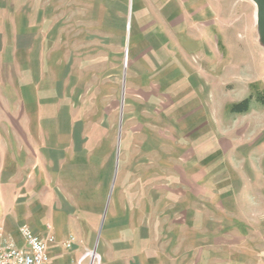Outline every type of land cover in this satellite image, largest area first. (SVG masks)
Masks as SVG:
<instances>
[{
  "label": "crops",
  "instance_id": "0c3cea01",
  "mask_svg": "<svg viewBox=\"0 0 264 264\" xmlns=\"http://www.w3.org/2000/svg\"><path fill=\"white\" fill-rule=\"evenodd\" d=\"M206 4L129 1L124 40L130 60L118 100H153L162 85L182 72L188 73L189 85L200 82L199 66L190 77L194 65L182 48L179 53L169 44L180 43L178 32L184 26L200 22L177 14L205 10ZM28 8L0 18V223L5 234L18 247L25 246L22 224L44 241L53 235L47 242L50 264H76L89 248L96 249L101 264H264V230L255 240L237 220L225 227L217 193L205 202L214 209L191 208L193 199L207 201L206 193L201 197L190 184L192 172L206 170L203 145L197 151L188 144L160 151L152 143L159 138L152 130L147 131L149 144L121 145L118 129L112 149L109 130L95 127L94 106L89 113L80 100L115 98L109 92L95 96L93 82L81 84L83 67L64 59L63 33L47 32L46 25L40 32L43 26L31 19ZM105 38L110 41L109 29L103 42ZM109 56L103 49L102 66ZM95 67L85 69L93 75ZM135 133L144 135L143 130ZM170 159L179 162L182 172H166L162 184L167 189L160 194V165L174 166ZM203 179L193 177L199 185L207 183ZM175 184L182 185L181 191L170 188ZM69 235L75 239L66 248Z\"/></svg>",
  "mask_w": 264,
  "mask_h": 264
},
{
  "label": "rangeland",
  "instance_id": "374dc122",
  "mask_svg": "<svg viewBox=\"0 0 264 264\" xmlns=\"http://www.w3.org/2000/svg\"><path fill=\"white\" fill-rule=\"evenodd\" d=\"M129 1L0 0V18L11 11L17 14L28 5L31 19L43 26L38 28L40 32H45L46 25L47 32L63 33V44L68 50L64 59L83 67L79 74L81 84L90 87L93 82L95 96L109 92L115 98L80 100L84 106L88 105L89 113L94 106L95 127L109 130L112 149L118 129L121 145L136 141L149 144L147 134L151 130L159 137L152 143L160 151L172 152L171 146L175 144H188L191 150L197 151L195 147L203 145L206 170L192 172L190 184L192 191L201 197L205 192L207 201L193 199L191 208L214 209L205 202L213 200L217 193L222 198L219 203H222L223 225L226 227L237 220L244 231L254 234L255 240L260 239L264 230V103L261 101L264 99V28L258 22L254 1L207 0L205 10H181L177 18L200 22L184 26L178 32L180 43L171 42L169 47L179 53L182 48L184 58L194 65L190 77L201 69L200 82L189 85L188 73L182 72L162 85L153 100H118L120 78L130 60L124 40ZM201 11L206 14H199ZM131 26L135 31V17ZM107 29L110 41L105 38L103 42ZM103 49L110 53L105 66L101 60ZM94 64L93 76L85 68L88 65V70H92ZM109 82L110 90L107 89ZM246 97L249 98L246 111L230 110L233 103ZM137 130H143L144 135L136 136ZM170 161L177 164H171L170 168L160 165L163 174L158 180L160 194L167 189L162 184L166 172H182L178 161ZM197 174L201 180L207 179L205 185L203 181L200 185L195 183L193 177ZM181 187L170 186L175 191H181Z\"/></svg>",
  "mask_w": 264,
  "mask_h": 264
},
{
  "label": "built area",
  "instance_id": "2783aa9c",
  "mask_svg": "<svg viewBox=\"0 0 264 264\" xmlns=\"http://www.w3.org/2000/svg\"><path fill=\"white\" fill-rule=\"evenodd\" d=\"M19 231L25 241L24 247H18L5 234L4 227L0 223V264H50L47 242H52L54 236L49 235L44 241L27 224H22ZM74 239L73 235H69L63 245L66 248L71 247ZM84 260L85 263H83ZM76 264H101V259L95 248H89L83 252Z\"/></svg>",
  "mask_w": 264,
  "mask_h": 264
},
{
  "label": "water",
  "instance_id": "95a60500",
  "mask_svg": "<svg viewBox=\"0 0 264 264\" xmlns=\"http://www.w3.org/2000/svg\"><path fill=\"white\" fill-rule=\"evenodd\" d=\"M256 5L257 19L262 28H264V0H253Z\"/></svg>",
  "mask_w": 264,
  "mask_h": 264
},
{
  "label": "trees",
  "instance_id": "16d2710c",
  "mask_svg": "<svg viewBox=\"0 0 264 264\" xmlns=\"http://www.w3.org/2000/svg\"><path fill=\"white\" fill-rule=\"evenodd\" d=\"M261 101H263V103H264V99ZM248 102H249V98L246 97V98H244L238 102L233 103L230 107V110L236 111V112L246 111L248 108Z\"/></svg>",
  "mask_w": 264,
  "mask_h": 264
}]
</instances>
